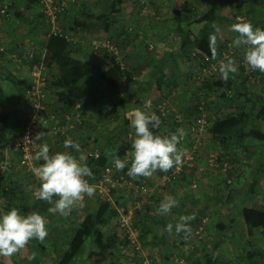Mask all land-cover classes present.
Returning a JSON list of instances; mask_svg holds the SVG:
<instances>
[{
  "label": "trees",
  "instance_id": "1",
  "mask_svg": "<svg viewBox=\"0 0 264 264\" xmlns=\"http://www.w3.org/2000/svg\"><path fill=\"white\" fill-rule=\"evenodd\" d=\"M31 1L33 5L36 4L37 7H40V0ZM103 1H105V7L102 10L95 8L96 10L94 9L95 11L92 13L85 11V8L76 6L75 4L78 1L74 5L69 6L58 17L57 26L60 33L58 31L56 34H51L48 29L51 23L39 7L37 9L39 15L36 17L38 20L35 21L36 23L30 24L25 22L22 12L16 7V2H13V4L8 2L11 5L6 7L5 0H0V29L3 27L1 30L9 31L8 35L11 39L8 42L9 48L3 49L2 52L0 51V56L7 57L8 64L12 63L13 65H21L27 68L33 65H46L49 78L47 94L57 100L59 110L56 114L57 118L62 119L60 124H66L65 116L68 115L71 118L78 117L81 120L82 123L77 126V130L82 125L87 128L90 120L88 114L91 109L96 110L97 114L102 118H114L116 122L118 121L119 127L115 128L116 133L113 138L106 135L102 136V133H100L101 139L98 142L94 137L85 141V143L94 142L86 155L87 164L94 174V178H86L91 182L99 180L106 169L114 167L113 154L116 151L118 156L124 158L127 147L119 146L116 143L117 139L125 135L129 138L130 135L134 136V130L130 127L127 113L135 108L143 109L145 101L151 100V111H154L160 117V128L153 129L157 134L175 132L176 129L183 126L181 122L174 118L175 114L173 112L166 113V115L161 112L162 106L170 101L173 92L178 89L176 78L172 77V79L169 76V70L172 67L181 62L184 64L185 61L194 60L199 62L198 71L203 74L205 69L210 68L211 65L218 63L221 59H225V54L237 60L235 55L229 53V42L223 43L218 40L219 34L217 35V59H212L209 46V37L214 34V29L211 27L212 23L215 22L219 27L224 26V24L231 26L239 22V20L237 14L234 19H230L227 15L221 14L222 9L219 6L213 2L208 3L206 1L205 3L203 2L205 12L199 18H195L198 12L195 1L186 2L183 5L180 4L179 7L173 9V17L167 20V34L158 41L155 39L150 40V42L154 43L153 47L148 45L151 56L147 63L142 66L128 67L127 64L126 66L122 65V62L117 59L118 56L103 49L101 46L98 47V50H94L93 46H91L90 57L87 59L81 58L80 53L83 51L77 43L78 39H80V33H87L92 29H96V31L103 29L105 32L110 33L111 38L113 35L111 27L119 22L118 18L126 20L123 10L126 0H100L99 2L102 3ZM196 1L199 2V0ZM148 6L146 3L141 7L148 8ZM254 8L251 5L248 10L254 12ZM3 10L5 11L4 14L2 13ZM161 10L156 7L157 13L159 11L160 14ZM15 15H19L18 18L20 20L17 18L14 23H9L8 20L15 17ZM61 16L67 18L66 21L69 18L72 23L67 27V24L64 23L65 21L61 20ZM140 19L139 17L132 19L133 25L137 26L134 38L147 41L149 33L145 31L147 27L138 26V23L141 25ZM247 21L251 22L254 28L264 25L263 22ZM19 26L27 27L25 34L21 36L16 33ZM125 27L126 36L123 37L119 33L115 43L109 39L104 41L96 40V43L101 45V43L109 41L118 49L125 50L129 45L126 40L131 38L128 33L129 28H131L129 21L125 22ZM77 34L78 36H76ZM23 39L27 41H23ZM92 43L93 40H91ZM34 44H38V48L32 47ZM0 48H2L1 44ZM29 49L35 50L33 59L26 56ZM242 50L243 47L237 48L234 46V52ZM13 56H16V58H13ZM176 56L178 60L174 59ZM98 58L101 59L97 65L95 64V59ZM106 60L110 61L109 65L104 62ZM240 63L241 74L238 76L230 74L227 82L222 80L219 72L216 74H204L202 81L200 78H196L200 86L190 97L192 101L195 100L196 104L187 111L186 103L184 101L180 103L183 116L186 119H195L194 122L200 120L205 111H210L213 102H217V105H225L227 103L229 107L231 106L234 109L231 114L216 117L213 120H210V116L207 118L209 134L215 143L214 149H220L219 153H215L219 168L227 164L226 173L232 179L231 182L229 181V187L234 185L236 179H238V173H242L244 166H251L257 174L264 176V160L260 161L256 151L257 146L264 147V96H255L254 100L252 98L254 96L253 91H251V94L242 90L246 84L252 81L253 77L259 82L264 81V73L258 70L255 72L253 70L248 71V68L244 65V60L240 61ZM133 71H136V77ZM9 73L5 75L7 77L6 80L8 79L14 87L19 88L20 82L12 75H9ZM28 87L29 84H22V94H20L16 103L10 106L12 109L18 106L24 107L21 114L18 113L15 121L10 118L11 111L8 108L4 107L0 111V127L1 125L2 128L4 127L3 129L0 128V144L12 143L14 139L17 141L22 134L24 122L31 115V108L25 101V93ZM133 89L135 93L129 96L127 92L129 93ZM16 104L18 105L16 106ZM249 106H251L250 110ZM164 127L167 129H164ZM96 133L98 134V132ZM111 134L112 132L110 131L109 136ZM57 139H61V141L58 145L50 147L51 153L66 151L63 148V141L66 137L59 136ZM183 142L184 140L181 141L179 147ZM15 143L14 147L16 148ZM67 150L71 153L73 152V149ZM97 152H99L98 159L95 156ZM253 161H259L260 165L254 166L252 164ZM40 163H43V161H38V166ZM10 170L11 167L9 166L7 172ZM126 170L127 168L123 172L117 171V177L124 175ZM194 171V168H192V172ZM7 172L5 173L8 174ZM7 176H4L5 180ZM191 182V180H188V183ZM137 183L139 184L140 182L138 181ZM259 184L260 181L253 182L247 191H242L243 195L248 197L253 194ZM10 185L0 184V192L6 199L5 212L13 207L18 208L23 213L28 211L42 212L48 215L50 220L49 227H53L52 221L55 219V215L47 211L50 205L35 199H33L35 203L30 205L24 199L17 198L15 187H13L15 183ZM233 189L235 192L236 188L234 187ZM238 192L239 190L237 189ZM88 199L89 197L86 198V200ZM232 199L234 197L232 198V195H229L230 202L233 201ZM250 203L251 200L247 198V202L245 200L238 204L239 206H236V210L239 211L243 225L248 229L249 234L256 230L264 234V208L251 206ZM117 204H121V202L117 201ZM151 209L150 204L145 205L143 209L136 212L134 217L135 226L141 229V234L143 233L144 236L149 235L145 227L149 218L152 219L147 215L150 214L149 211ZM119 218L120 215L115 205L98 200V206L87 210L77 227L70 232L67 248L60 253L54 251L55 264H80V257L88 246L103 249L111 241L115 244L116 237L105 240L104 228L109 227L114 220H119ZM249 244L254 246L252 242H249ZM124 245L125 243L120 242V246ZM243 252L244 255L242 257H246L245 264H264V249L251 248L249 251L244 249ZM209 261L214 264L212 257Z\"/></svg>",
  "mask_w": 264,
  "mask_h": 264
},
{
  "label": "rangeland",
  "instance_id": "2",
  "mask_svg": "<svg viewBox=\"0 0 264 264\" xmlns=\"http://www.w3.org/2000/svg\"><path fill=\"white\" fill-rule=\"evenodd\" d=\"M16 1V0H15ZM128 3H126L123 6V10L125 12L124 18L126 20H123L122 18H118L119 22L113 25L111 28L113 30L112 36L110 38V33L105 32L103 29L100 31H96V29H92L87 33H80L78 39L80 42L77 41V43L80 45L82 48V51H85V55L81 56V58H89L91 55V40L96 41H104V40H110L113 43L117 41V36H119V33L122 34L123 37H125V22L129 21V24L131 28H129V35L131 38L130 40H126L127 43L130 45V48H126L125 50H121L120 54L117 53L119 59H121L122 64L128 67H138L142 66L147 61L149 60L151 56V51L148 49V45L153 47L152 38H147V41H144L143 39H137L134 38L136 32V25H133L134 22L132 19H135L136 17L141 18V23L148 22V26H150V22L156 18H159V21L161 24L158 25L160 28V34H167V20L170 19L172 16V11L173 9H176L177 7L183 5L186 2H193L195 1V6L198 8L197 16L195 18H199V16L203 15L205 12L204 8V1L199 0L197 2L196 0H126ZM132 1V2H131ZM210 3H214L217 6H219L220 9H222L223 15H227L230 19H234V16L237 14L238 18H243L245 21L247 20H252L255 21V23H262L264 24V0H207ZM224 4L220 5V2H223ZM204 2V3H203ZM148 4V8L146 7H141L143 4ZM78 7L85 8V11L88 13H92L96 9H103L105 7V1L97 2L96 0H78V2L75 4ZM252 5L254 8V13L247 10L248 7ZM10 6L8 2H6V7ZM156 7H159V9H162L160 14L159 11L158 13L156 12ZM40 8V7H39ZM96 8V9H95ZM41 9V8H40ZM95 9V10H94ZM32 12H25V18L29 20L30 15ZM62 20V19H61ZM239 20V19H238ZM65 23V22H64ZM72 23V20L66 21L65 24L70 25ZM61 24V23H60ZM140 24L138 23V26ZM128 26V25H127ZM157 26V25H155ZM260 28L264 29V25H260ZM3 28V27H2ZM1 28V29H2ZM17 35L21 36L25 34L26 28L24 26H19L17 27ZM48 29L51 31V26H48ZM132 29V31H131ZM221 33L219 34L220 37H218L220 42H229L230 46L232 47L234 51V45H233V40L236 38L238 33L232 32L231 26L224 24V26L220 27ZM11 31V30H10ZM7 36H9L8 32L9 31H4ZM78 36V34L76 35ZM5 40L1 41V47L3 49H8L9 48V39L4 38ZM7 39V40H6ZM23 41H27L23 39ZM39 44V43H38ZM38 44H34L32 47L38 48ZM147 44V45H146ZM114 45V44H113ZM128 45V46H129ZM245 49L243 48L242 51L234 52L233 55L237 57V64H238V74H234V76H238L241 74L240 70V61L243 60V53ZM2 52V51H1ZM7 58H3L1 62L8 64L7 63ZM101 58L95 59V64H99V60ZM177 59V56L174 58ZM97 60V61H96ZM178 60V59H177ZM240 60V61H239ZM106 65H109L108 60L104 61ZM197 65V66H196ZM198 66L199 62L198 61H185L184 64L182 62L180 64H176L174 67H172L169 70V76L171 78L175 77L178 82V89H176L173 92V95L170 99L169 102L166 103L165 108L166 111L165 113L173 112L175 114L174 118L177 119L179 122L183 124L180 128H183L186 131V136L183 138L184 144L182 143L179 148H182L184 150V157H183V165L181 166L183 168L185 164V158L186 155L188 158H192L191 161H188V163L192 164L193 167H187V169H180V173H178L177 170V178L176 180L172 181L168 186L166 187H160V189L157 188V190L153 191L154 195H159L163 196L168 192L171 195L170 192L171 190L177 192H185L187 196H192V198L200 197L203 193L207 194L208 196L204 197L203 200L204 202L209 201V197L212 198L209 203H211L212 206H209L208 209H213V210H218V203L223 198L224 195H232L233 188L235 187L236 189L239 190V192L242 194V191H247L248 188L253 184V182L260 181V184L257 186L256 190H260L264 192V176L262 174H257L254 169L249 166L243 167L242 173H238V179H236L234 185L229 187V184L231 182L230 176L228 177V173H226L227 168L223 166L222 168H217L215 169L213 166H210V160L213 159V156H216L215 153H219L220 149L218 148L217 150L214 149V142L211 139V135L209 134L208 126H207V118L210 116V120L215 119L216 117H222L223 115H228L233 113L234 109L226 103L225 105H217V102L212 103V107L210 108V111H205L203 114V117L200 120H204L206 123H199L200 120L197 122L192 119L188 118L186 119L183 114L181 113V102L184 101L188 107L187 111L190 108H193L195 103V100H191V96L193 95V92L197 90V88L200 86L197 80L195 79V75L199 77L202 81V78L204 74L197 73L198 72ZM4 66H2L3 68ZM197 69V70H196ZM248 71H252L251 69ZM254 72L256 70H253ZM136 71H133V74L135 75ZM197 73V74H196ZM4 75V74H3ZM6 75V74H5ZM4 75V78L6 79ZM192 75V76H190ZM233 75V74H232ZM18 76V75H17ZM233 76V77H234ZM136 77V75H135ZM134 77V78H135ZM19 78H22L24 80H29L28 82L30 83V73L29 72H24V73H19ZM133 78V80H135ZM172 78V79H173ZM244 92L251 93V91L254 92V98L255 96H264V81L259 82L257 81L254 77L252 78V81H250L248 84L245 85L242 89ZM20 88H16L13 86V84L7 79L6 81H1L0 80V111L6 108L7 105H11V103H14L17 101L18 95L20 93ZM135 93L134 89L130 90L129 96L133 95ZM252 94V93H251ZM191 103L188 106V103ZM251 106H249V110ZM184 110V109H183ZM89 127L87 128H82L79 130L73 131L70 137H72L74 140L79 141L81 144V148L84 152L85 155L88 154L91 145H93V141L86 142V139L88 138H96L97 142L101 139L100 133H102V136H107L110 138H113L115 136L116 130L115 128H118L119 123L118 121L116 122L114 118H102L100 115L97 114L96 110H90L89 112ZM164 129H167L164 127ZM110 131L112 134L109 136ZM98 132V134L96 133ZM109 132V133H108ZM100 135V136H99ZM98 136V137H97ZM54 137V136H53ZM119 146L127 147V151L125 154L131 150V139L129 137L121 136L117 139L116 142ZM87 145V147H86ZM56 146V145H55ZM68 151V150H66ZM259 154L257 157L260 160H264V147L263 149L258 148V153ZM73 155H79L78 153L73 150L72 152ZM4 167V165H2ZM196 170L194 172V180L191 183H184V181L181 179L182 174L185 173H191V169L195 168ZM1 171L4 169L1 168ZM7 169L3 172V175L6 174ZM230 171V170H229ZM172 172V169L170 170V173ZM8 176L7 179H3V183L5 186H9L11 183H15L13 187H15L16 190V196L18 199H26L25 202H28L30 205L34 204L35 201L33 200L34 197H32V193L35 190V186L33 184V179H32V174L29 173L28 171L17 167L13 165L10 171L7 172ZM2 172L0 173V175ZM209 174V175H208ZM221 174L223 176L222 178H217V175ZM223 174V175H222ZM237 174V173H235ZM213 176V177H210ZM220 176V175H219ZM4 178V177H3ZM204 178L206 180H210L211 178L212 181H209V186H203V180ZM140 182H144L147 184L145 181H143V178H137L135 179ZM162 180V179H161ZM230 181V182H229ZM11 186V185H10ZM166 189V190H165ZM243 196V195H242ZM133 197L132 193L126 189L124 192L119 191L118 194L116 195L113 200L116 201V199L120 202H124V200L127 198L131 200ZM164 198V196H163ZM98 198L92 197L88 200H85L82 202L81 205L76 206L71 214L68 217H62L59 214H54L55 219L53 227L49 229V235L46 237L45 241L43 243H40L39 241L33 239L32 241L29 242V244L26 246L25 249L21 250L17 254H14L12 257H0V263L1 264H55V252H61L65 250L68 246L69 240H70V232L73 231L74 228L77 227L78 223L80 220L83 218L85 215V212L89 209H93L96 206H98ZM177 199V198H176ZM36 200V199H35ZM6 201V199H5ZM125 202H127L125 200ZM180 205L183 204V207L186 209L191 208V204L187 200H182L179 201ZM161 203V202H160ZM84 205V206H83ZM84 207V208H81ZM177 208V207H175ZM6 211V210H4ZM59 215V217L57 216ZM45 219L47 220V223H49L48 217L43 215ZM57 216V217H56ZM153 219V217H151ZM151 219V220H152ZM150 220V222H151ZM53 222V221H52ZM66 222V223H65ZM117 222L118 220H114L112 224H110L109 227L104 228V233H105V240H108L109 238H114L116 237V243L110 242V244H107L106 248L100 249L98 247H90L88 246L84 253L80 257V264H141V260L137 258V256L133 255L132 253L127 250L126 244L124 246H120V242L124 241L120 236L118 235V228H117ZM151 225V224H150ZM156 224H153V227ZM152 226V225H151ZM157 230H159L158 226H155ZM161 228V227H160ZM151 229L156 231L154 228L148 227V225L145 227V230H149L148 236H144L143 233L141 234V240H142V246H143V251L144 255L146 258H148L151 262H157L158 260L160 261V264H163V259L166 255L167 247L164 249H158L156 248V243L160 239L161 235L158 234V232L152 233ZM152 233V234H151ZM151 235V237H150ZM241 235V234H239ZM177 237V234L173 232L172 234H167L168 239L171 237ZM242 236V235H241ZM237 238V237H236ZM246 237H241L238 238V240H234L235 242H225L224 245V250L221 249V253L225 257L229 258H234L235 256H239L240 253L238 252V249H244L241 247H238L239 244H242L244 242ZM244 239V240H243ZM229 246H231L229 248ZM242 246V245H240ZM238 247V248H237ZM189 248V246H188ZM237 249V250H236ZM189 250V251H188ZM33 251L37 252L38 255L36 258L32 261H29L27 259L28 255H30ZM55 251V252H54ZM165 251V252H164ZM173 252V249L171 250ZM175 251V250H174ZM191 248L187 249L186 252L190 253ZM211 251V250H210ZM161 252L163 255H161ZM196 251H193L195 253ZM243 253V252H242ZM139 257L141 256L138 255ZM175 256H173L174 260ZM177 259H185L191 264H193V261L191 259L187 258L186 256H177ZM175 258V259H176ZM172 259V258H171ZM190 260V261H189ZM57 261V260H56Z\"/></svg>",
  "mask_w": 264,
  "mask_h": 264
},
{
  "label": "clouds",
  "instance_id": "3",
  "mask_svg": "<svg viewBox=\"0 0 264 264\" xmlns=\"http://www.w3.org/2000/svg\"><path fill=\"white\" fill-rule=\"evenodd\" d=\"M239 22L231 25V31L238 33L233 40L237 48L243 47L244 65L251 70H258L264 73V29L253 27L249 21L238 18ZM211 27L214 34L209 37V46L212 59H217V35L221 29L215 22ZM219 73L223 81L229 80L230 74H238L237 61L226 57L219 61ZM151 100L144 103V108H135L127 113L130 127L134 130L131 139V150L124 158L116 153L113 154V164L117 171L123 172L127 168L126 175L132 179L151 178L158 170L167 173L174 167L178 170L183 165L184 150L179 148L186 131L183 128L167 134H157L153 129H159L160 117L151 111ZM167 132V130H165ZM47 133L40 132L35 136V141L43 140ZM29 140L27 143L35 144ZM63 148L73 149L79 155H73L69 151L50 152L48 143L39 145V150L32 157L34 161H43L39 166H31L36 179L40 182L39 187L34 191L36 200L44 201L50 207L47 211L51 214H59L68 217L73 209L81 205L85 195L93 197L96 192L95 185L89 183L86 178H94V174L87 164V157L84 154L79 141L68 137L63 141ZM99 158V152L95 154ZM130 165V166H129ZM179 206V201L172 195H165L159 204L157 215L167 216L171 210ZM5 210V208H4ZM0 212V257H12L25 249L33 239L43 243L49 235L46 227L47 220L38 211H30L22 215L18 208H11L9 211ZM196 219V214L181 215L178 222L173 225L168 223L166 231L169 234L184 233L185 239L191 234L190 222ZM38 255L33 251L27 259L32 261Z\"/></svg>",
  "mask_w": 264,
  "mask_h": 264
},
{
  "label": "crops",
  "instance_id": "4",
  "mask_svg": "<svg viewBox=\"0 0 264 264\" xmlns=\"http://www.w3.org/2000/svg\"><path fill=\"white\" fill-rule=\"evenodd\" d=\"M96 1L99 2L100 0H96ZM203 1L208 2L207 0H203ZM5 2H9L11 4H13V2H16V7L19 8V10L22 12V17L25 19L26 23L34 24V23H36L35 21L38 20L36 17H37V15H39L38 10H37L39 6L37 7L36 4L33 5V3H31L32 2L31 0H16V1L15 0H5ZM33 2H34V0H33ZM125 2L128 3V1H125ZM208 3H210V2H208ZM11 4H9V5H11ZM221 4H224V1L220 2V5ZM247 10H248V8H247ZM25 12H32V14L29 17V20H27L24 17ZM18 16L15 15V17H13V18L10 17L12 19L8 20L9 23H14L15 19H17ZM64 16H66V15H64ZM64 16H61V17H62V20H64L66 23L67 18H65ZM68 21H70L69 18H68ZM253 22H255V21H253ZM6 23H8V22H6ZM150 23H151L150 26H148V22L141 23V25H139V26H142V27L145 26L148 28L147 29L144 27L145 31H147L149 33L147 36L148 38H152V39H155L157 41L162 39L165 35L160 34V28L158 27V25L161 23L159 21V18L152 20ZM155 25H157V26H155ZM4 38L11 40L10 37L5 34L4 30L0 29V42L2 40L4 41L5 40ZM128 48H130V45L128 46ZM85 53L86 52L83 51L80 54H81V56H83V55H85ZM3 58H7V57L0 56V80L6 81V79L4 78V75L7 74L8 72H10L9 75H12L13 77H15L21 84L19 87L21 90L19 95H18V98H19L20 94H22V89H21L22 84L23 83H26L29 85L31 84V80L29 83L28 82L29 80H24L22 78H19V73L21 75V73H24L26 71L29 72V70L25 66L22 67L21 65H13L12 63L5 64V63L1 62ZM2 66H4V67L2 68ZM197 73H200V72L198 71ZM190 76H192V75H190ZM196 78H199V77H197V75H195V79ZM18 98H17V100H18ZM56 101L57 100L55 97L52 98L50 96V94L48 95V102L46 105V113L48 115H50V114L57 115L56 113L59 110V105ZM15 103L16 102L11 103V105H7V107H6V108H8V110L11 111L10 112L11 113L10 118L13 119L14 121L18 117V113L21 114V112L23 111V108H24L23 106H18V107L13 106L14 108L12 109L10 106L14 105ZM191 103H188V105H190ZM17 105L18 104H16V106ZM66 124H67V121H66ZM0 128H2V125ZM82 128H84L83 125L81 126L80 129H82ZM46 133L47 134L44 136L43 140L39 141V145L42 143H45V142L48 143L50 147L54 146L56 144L57 145L59 144L61 139H57L56 137H53L51 134H49L48 129H47ZM72 133H73V131L69 132V137L71 136ZM15 141L16 140L14 139L12 143L0 144V169L1 168L4 169L3 171L0 170V173L2 172V176L0 175V180L2 179L0 181V184L3 183V179L5 180V177L7 176V174L3 175L5 168H7L9 166L12 168L13 165L18 167L19 153H18V149L16 150V148L14 147ZM256 148H257L256 149L257 155L262 154L260 152L258 153V148H260V149H263V148L259 147V146H257ZM260 161H262V160H260ZM252 164L254 166L260 165L259 161L258 162L253 161ZM2 165H4V167ZM182 169L186 170L187 168L183 167ZM194 170H196V167L194 168ZM169 172H170V170H169ZM169 172H167V173H169ZM194 172H192V171H191V173H188V172L185 173L184 172V174H182L181 179L184 181V183L185 182L188 183V180H191L193 182V180L195 178ZM167 173H164V172H161L158 170L151 178H143V177H141V178L144 179L143 181H145L147 183V185L154 186V185L160 183V181L164 175L170 174V173L169 174H167ZM213 176H217V178L223 177V176H221V174H217V175H213ZM213 176H210V177H213ZM228 177H229V175H228ZM212 179H214V178H211L209 181H212ZM209 181L204 178L203 183H202L203 186H205V187L209 186L210 187ZM232 190L234 192V189H232ZM130 192H131V190H130ZM117 194L118 193L115 194L114 198L116 197ZM167 194H169V193L166 192V194H164L163 196L165 197V195H167ZM170 194L172 196H174L175 198H177L178 201L187 200L189 202V204H191V206H190L191 208L186 209L183 207V204L180 205V202H179V206L177 208H173L169 215L160 216V215H157V213H153V212H157V209L159 207L160 202L164 199L163 196L153 195L149 199V201H147V204H146V205L150 204V206L152 207L151 211H149L150 214H147V215H149V217H153L152 220L149 218L147 225H148V227L154 228L156 230L154 232V230L151 229V232L152 233L154 232V235L156 232H158V234L161 235L160 239L156 243V245H157L156 248H158L160 250L163 248L165 249L167 247L166 248L167 249L166 255L164 258H162L163 264H172L174 261L173 256H175V258H176L178 255L179 256H186L187 258L191 259V261H193L194 263H199V264H209V263L212 264L211 261H209L211 257H212V262H214V264H245L246 257L245 258L242 257L244 255V252H243L244 249H247L248 251L251 250V248H254V249H258V248L261 249L262 248V249H264V234H262L260 231H257V230L253 231L251 234H249L248 229L245 228L243 225V221L239 215V211L236 210L237 209L236 206H239L238 204L244 202L245 200L247 202V198L251 200V203H250L251 206H257L258 208H264V192L260 191L259 189L256 190L253 194H251L248 197L244 196L243 193L242 194H240V192L237 193V189H236V191L234 193H232V198L234 197V199H232L233 200L232 202L229 201V195L228 194L224 195L223 198H221V200L218 203V206H219L218 210L208 209L209 206H212L211 203H209V201H211L212 198L209 197V201L204 202L205 200H203V198L208 196L207 194L203 193L199 198L196 196L194 198H192V196H187L185 192L180 193V192H177V190L176 191L171 190ZM24 200L26 201V199H24ZM125 200L128 201L129 199L126 198ZM125 200H124V202H125ZM117 201L118 200L116 199V204H117ZM20 212L22 215H27L30 211H28L27 213H23L22 211H20ZM39 213L42 216L45 215L42 212H39ZM193 213L196 214V219L190 222L189 226L191 228V234L188 236V238L185 239V234L180 233V234H177V237L174 236V237H171L168 239V237H167L168 232L165 230L167 224L172 223L173 225H175L178 222L179 216L191 215ZM45 216L48 217V215H45ZM57 216L59 217V215H57ZM150 220H151V222H150ZM53 222H54V220H53ZM49 224H50V220H49V223L46 224V227L48 229H50ZM153 224H156V225H154V227H153ZM155 226H158L159 230H157L155 228ZM200 228H203V230L201 231L200 235H197V232H199ZM173 232H175L174 229H173ZM239 234H241L243 237H246L245 240L243 239L244 242H242V244L238 245V247L244 248V249H238L239 250L238 252L240 253V255L235 256L234 258H229V257H225L222 254H220L221 249L224 250L225 242L226 241L227 242H235L236 240H238V238L242 237ZM150 237H151V235H150ZM249 242H252L254 244V246L250 245ZM240 245H242V246H240ZM188 246L192 250V251H190V253L186 252V250L189 249ZM230 247L231 246H229V248ZM172 249H173V252L171 251ZM193 251H196V252L193 253ZM161 255H163L162 252H161ZM178 259H180V258H178Z\"/></svg>",
  "mask_w": 264,
  "mask_h": 264
},
{
  "label": "built area",
  "instance_id": "5",
  "mask_svg": "<svg viewBox=\"0 0 264 264\" xmlns=\"http://www.w3.org/2000/svg\"><path fill=\"white\" fill-rule=\"evenodd\" d=\"M40 8L41 11L46 15L48 21L51 23V34H56L59 31V27L57 26L58 17L71 5H74L78 0H40ZM3 14L5 11L3 10ZM60 33V31H59ZM93 49L98 50L99 46L103 49H106L110 52H113L116 56L117 53L120 54L119 49L112 45L109 41H105L101 43V45L97 44L96 41L92 43ZM0 51H3V48H0ZM229 53L233 54L234 51L230 46ZM35 50L29 49L26 53L30 59L34 57ZM44 57V56H43ZM229 57V55L225 54L224 58ZM16 58V56H13ZM119 61V57H117ZM122 62V61H121ZM124 65V64H122ZM219 62L211 65L210 68L205 69L203 74H216L219 72L218 70ZM31 84L25 93V101L31 108V115L28 117L23 125V131L19 139L16 141L15 146L19 152V162L18 167L28 171L32 174L33 184L35 186V190L39 187L40 182L36 179L33 172L31 171V166H38V161H34L32 157L35 155V152L39 150V141H35V136L40 132H47L52 136L58 138L60 137H69V132H72L77 129L78 125H81V120L76 118H71L66 115L65 120L67 121L66 125H61V119L57 118V115L46 113V105L48 102V94H47V84L49 83V78L47 76L48 69L45 64L33 65L28 68ZM165 105L161 108V112L163 115L165 113ZM199 123H206L204 120H200ZM45 128V129H44ZM132 136L130 135V138ZM29 140L35 141V144L27 143ZM185 164L183 167H193L192 164L188 163L191 161L190 158H185ZM210 166H213L215 169L219 167V163L217 162L216 156H213V159L210 160ZM227 168V164H224ZM182 168V167H181ZM7 168H5L6 170ZM180 169H178V173ZM116 168H108L101 175V178L94 182L89 181L90 184L95 185L96 192L93 197L98 198L100 201L110 202L115 205L118 209V213L120 218L118 220V235L124 243L126 244L127 250L130 253L137 256L139 260H141V264H160V261L151 262L148 258L145 257L142 240H141V229L135 226L134 217L138 210L144 208L147 204V201L154 195L153 191L160 189V187H166L173 180L175 181L177 178V169L174 167L172 172L169 175H164L159 184L154 186H149L144 182L137 183V180L132 179L126 172L124 175H120L117 177ZM2 176V174H1ZM126 189L132 192V201L128 200L127 202H121V204H116V201L113 200L116 193L119 191L124 192ZM34 190V191H35ZM33 191V193H34ZM32 193V197L33 196ZM87 196L83 202L86 200ZM35 199V198H34ZM125 205V206H124ZM5 208V197L0 192V212H2ZM203 228L199 229L197 235H200ZM141 256L139 257L138 255ZM172 264H191L185 259H174Z\"/></svg>",
  "mask_w": 264,
  "mask_h": 264
}]
</instances>
